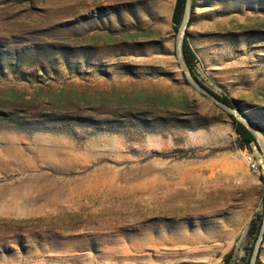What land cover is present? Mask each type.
<instances>
[{
	"label": "rangeland",
	"instance_id": "rangeland-1",
	"mask_svg": "<svg viewBox=\"0 0 264 264\" xmlns=\"http://www.w3.org/2000/svg\"><path fill=\"white\" fill-rule=\"evenodd\" d=\"M174 3L0 0V264H264V0L190 2L234 113Z\"/></svg>",
	"mask_w": 264,
	"mask_h": 264
},
{
	"label": "trees",
	"instance_id": "trees-1",
	"mask_svg": "<svg viewBox=\"0 0 264 264\" xmlns=\"http://www.w3.org/2000/svg\"><path fill=\"white\" fill-rule=\"evenodd\" d=\"M186 2L187 0H175L172 14H171V25L174 31H177L179 27L181 26L183 16L185 13ZM180 53H181V60L185 68L189 72L194 82L202 90L209 93L213 98H215L217 101H219L221 104H223L227 108L232 109V110H238V107L236 106V102L233 101L231 98L225 95H222V94L214 93L213 91L205 87L202 82L199 81V79L196 76V72H195L196 62H197L196 56L193 50L191 49L185 35L183 36V39L181 42ZM227 116L231 122L232 130L236 135V141L238 144V148L241 150H249L252 145L255 147H258L254 136L247 130V128L244 125H242L239 121H237L234 116L230 114H227ZM261 226H262V221L260 217H257V219L251 222V226L247 232L248 238L251 239V245H250V248L248 249L245 264L250 263V257L253 254L254 245L259 238ZM228 259H229V255L225 257L224 264H228Z\"/></svg>",
	"mask_w": 264,
	"mask_h": 264
},
{
	"label": "water",
	"instance_id": "water-1",
	"mask_svg": "<svg viewBox=\"0 0 264 264\" xmlns=\"http://www.w3.org/2000/svg\"><path fill=\"white\" fill-rule=\"evenodd\" d=\"M190 2H191V0H187V2H186L185 13H184L183 20H182V23H181V26H180V34H179V36H180V44H181L183 36H184V29H185V26H186V23H187V17H188V12H189V8H190ZM188 78H189L190 81L193 82V79L190 76V74H188ZM225 109H227L228 111H231V113H234L231 109H229L227 107H225ZM236 115H238V117H239L238 121L247 128V130L254 136L256 142L258 144H260L259 139L257 138L253 127L242 116H240L238 113H235V116ZM255 250H256V246H255L253 254H252L251 263H253V260H254L255 255H256V251Z\"/></svg>",
	"mask_w": 264,
	"mask_h": 264
},
{
	"label": "built area",
	"instance_id": "built-area-1",
	"mask_svg": "<svg viewBox=\"0 0 264 264\" xmlns=\"http://www.w3.org/2000/svg\"><path fill=\"white\" fill-rule=\"evenodd\" d=\"M249 160V166L251 167V169L255 170L256 169V165L254 163V161L252 159H248Z\"/></svg>",
	"mask_w": 264,
	"mask_h": 264
}]
</instances>
